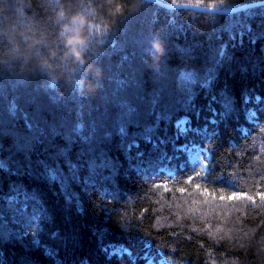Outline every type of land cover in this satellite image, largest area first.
I'll use <instances>...</instances> for the list:
<instances>
[{"label": "trees", "instance_id": "trees-1", "mask_svg": "<svg viewBox=\"0 0 264 264\" xmlns=\"http://www.w3.org/2000/svg\"><path fill=\"white\" fill-rule=\"evenodd\" d=\"M61 7L74 14L73 50L91 16L82 66L64 59ZM32 30L46 43L17 56ZM0 59V210L12 191L34 195L2 212L0 264H143L146 252L264 264V6L0 0ZM187 142L208 150L207 173L191 167Z\"/></svg>", "mask_w": 264, "mask_h": 264}, {"label": "rangeland", "instance_id": "rangeland-1", "mask_svg": "<svg viewBox=\"0 0 264 264\" xmlns=\"http://www.w3.org/2000/svg\"><path fill=\"white\" fill-rule=\"evenodd\" d=\"M261 6H264V5H261ZM256 7H260V6H255V7H250V8H247V9H244V10H249V9H253V8H256ZM234 9V8H233ZM216 10V9H215ZM230 10V9H228ZM244 10H240V11H236V12H233V13H238V12H242ZM215 14H219V13H215ZM249 113H251L252 115H255L254 111L253 110H249L248 111ZM247 113V112H246ZM187 122L188 120L186 118H181L177 123H176V128L179 132H184L186 129H188L187 127ZM198 133H201V135L204 133V131H198ZM183 152H185V155L191 165V167H194V168H197L199 169L200 171V174H205L208 172V162H209V159H210V154L207 152L208 150H206L205 148L201 147L200 145L198 144H189L188 142L186 144H183L179 147ZM91 170L93 171V173H95V170L93 167L91 168ZM169 172V171H168ZM72 173V172H71ZM170 173V172H169ZM201 174V175H202ZM74 175V174H73ZM71 175V176H73ZM102 174L98 172V176ZM105 176H102V179L105 180L104 178ZM84 191V190H83ZM85 192V191H84ZM86 193V192H85ZM34 197V195H32ZM32 196L30 195H24L23 192H18V193H14V191H12L11 194L9 195H4V197L6 198L5 200L3 199V205L1 206L3 208V210H0V219L2 222L3 221V214L2 212L4 211V209L6 207H9L10 211L15 215V213H17L18 211H21L22 210V206L27 204V203H30L29 201H33L34 199L32 200H29V198H33ZM13 198V202L11 204L8 203L9 199H12ZM25 200H28L26 203H20L18 204L19 202L21 201H25ZM35 203V202H34ZM18 204V205H17ZM61 210H67V208H64V209H61ZM66 213V212H65ZM13 217V216H12ZM9 219V222H10V218L8 217ZM51 220V218H49ZM11 224V222H10ZM60 224V223H58ZM59 231V230H58ZM53 232V234L51 235V238H55L57 237V232ZM3 235H5V233L3 232L2 233ZM8 235H5V237L7 238ZM23 236V235H22ZM61 237L62 239L65 240V237H67L63 232L61 233ZM61 239V246H62V242L63 240ZM2 241L3 238H2ZM6 241H8V239H6ZM57 245V244H56ZM53 246V245H52ZM54 247V246H53ZM58 247V245L56 246ZM54 250V249H53ZM2 252L3 250L0 249V260H3V258L1 257L2 256ZM92 252V251H91ZM96 255V253L92 252V255ZM111 254H117V255H121V254H127L128 256H130V252L126 249H116V250H112L111 251ZM10 255V254H9ZM96 258H97V255H96ZM132 258V257H131ZM135 258V257H134ZM60 260L62 261V259L60 258ZM138 260H141L142 262H144L143 264H173L172 262H170V260L165 257V255L161 252H157V254L155 256L153 255H149L147 252L144 253L142 256L139 257ZM5 261V260H4ZM132 261L135 263L136 260L135 259H132ZM3 262V261H2ZM1 262V263H2ZM7 262V263H6ZM76 262H79V260ZM6 264H10L8 263V261H5ZM75 262H72V261H68L67 264H72ZM27 264H32V262H27ZM62 264H65V262H62Z\"/></svg>", "mask_w": 264, "mask_h": 264}, {"label": "clouds", "instance_id": "clouds-1", "mask_svg": "<svg viewBox=\"0 0 264 264\" xmlns=\"http://www.w3.org/2000/svg\"><path fill=\"white\" fill-rule=\"evenodd\" d=\"M86 9L84 8L83 11H80L81 14H84ZM87 11L94 12L95 9L91 7H87ZM74 14H68L65 12V10L61 7L59 11L55 13L54 22L59 25V31H58V38L64 45L66 52L68 53L67 56L64 57L65 60L68 58H71L72 61L79 65H84L85 60L83 58L84 53L89 48V38L88 35L89 32L87 31V20L91 19V16L86 17V23L81 29V36H80V44L78 47H76L73 50V45L69 42L70 38L75 35V32L73 29L77 26L73 23L72 16ZM65 26H67V30H65ZM63 33V35H62ZM95 35H102L103 33H94ZM20 39L15 42L14 48L16 51L17 56L26 55L27 53H31L37 50V47L41 44L46 43L44 33L40 30H32L31 34H27V32H21ZM20 41L23 42L24 47H20ZM156 50L159 51L160 47L159 45H155ZM0 62H3L2 59H0ZM45 63V62H42ZM45 67H47V64L45 63ZM71 70V69H70ZM56 77H52L53 83H55ZM77 83L80 84L81 87L84 86L83 81H78Z\"/></svg>", "mask_w": 264, "mask_h": 264}, {"label": "water", "instance_id": "water-1", "mask_svg": "<svg viewBox=\"0 0 264 264\" xmlns=\"http://www.w3.org/2000/svg\"><path fill=\"white\" fill-rule=\"evenodd\" d=\"M145 1H148V2H151V3H155V4H157L159 6H162V7L166 8V9H176V8H179V7L180 8L184 7L183 5H180V6H177V5H172V6L164 5V4H162L161 2H159L157 0H145ZM261 5H264V0L263 1H258V2H255V3H250V4H247V5H243L241 7L230 9V10L201 9V8H198V7H195V6H190L189 8L195 9V10L207 11V12H211V13L228 14V13H233V12H236V11L244 10V9H247V8H250V7L261 6Z\"/></svg>", "mask_w": 264, "mask_h": 264}, {"label": "bare ground", "instance_id": "bare-ground-1", "mask_svg": "<svg viewBox=\"0 0 264 264\" xmlns=\"http://www.w3.org/2000/svg\"><path fill=\"white\" fill-rule=\"evenodd\" d=\"M165 5V4H164ZM180 5H183L184 7H179V8H176V9H182V8H185V9H191L189 8L190 6H195V7H198V8H201V9H208V8H202V7H199V6H196V5H191V4H180ZM180 5H177V6H180ZM170 6V5H169ZM172 6V5H171ZM191 10H195V9H191ZM210 10H213V9H210Z\"/></svg>", "mask_w": 264, "mask_h": 264}, {"label": "snow or ice", "instance_id": "snow-or-ice-1", "mask_svg": "<svg viewBox=\"0 0 264 264\" xmlns=\"http://www.w3.org/2000/svg\"><path fill=\"white\" fill-rule=\"evenodd\" d=\"M229 199H232V197H229Z\"/></svg>", "mask_w": 264, "mask_h": 264}, {"label": "built area", "instance_id": "built-area-1", "mask_svg": "<svg viewBox=\"0 0 264 264\" xmlns=\"http://www.w3.org/2000/svg\"><path fill=\"white\" fill-rule=\"evenodd\" d=\"M252 122H254V121H252Z\"/></svg>", "mask_w": 264, "mask_h": 264}]
</instances>
